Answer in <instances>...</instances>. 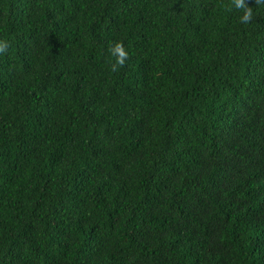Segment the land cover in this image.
<instances>
[{
    "label": "trees",
    "instance_id": "obj_1",
    "mask_svg": "<svg viewBox=\"0 0 264 264\" xmlns=\"http://www.w3.org/2000/svg\"><path fill=\"white\" fill-rule=\"evenodd\" d=\"M246 2L0 0V264H264Z\"/></svg>",
    "mask_w": 264,
    "mask_h": 264
},
{
    "label": "clouds",
    "instance_id": "obj_2",
    "mask_svg": "<svg viewBox=\"0 0 264 264\" xmlns=\"http://www.w3.org/2000/svg\"><path fill=\"white\" fill-rule=\"evenodd\" d=\"M257 6L264 4V0H255ZM232 7L242 12L241 22L249 23L253 19V8L248 5L246 0H232ZM10 47V42L7 40H0V54L7 52ZM109 53L114 57L115 62L110 64V70L116 72L120 67L125 65L129 58L127 50L124 48L122 42L115 43L109 46Z\"/></svg>",
    "mask_w": 264,
    "mask_h": 264
}]
</instances>
